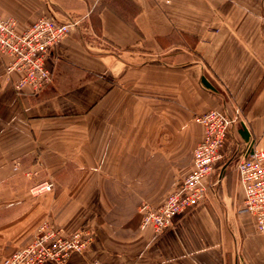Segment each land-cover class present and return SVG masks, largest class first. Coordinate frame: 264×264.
<instances>
[{
	"label": "crops",
	"instance_id": "0c3cea01",
	"mask_svg": "<svg viewBox=\"0 0 264 264\" xmlns=\"http://www.w3.org/2000/svg\"><path fill=\"white\" fill-rule=\"evenodd\" d=\"M0 16L20 32L81 21L41 91L16 90L0 54V264L45 222L93 231L66 264H264L236 171L264 148V0H0ZM214 108L241 114L206 198L164 232L142 228L141 203L189 174ZM42 179L56 186L35 196Z\"/></svg>",
	"mask_w": 264,
	"mask_h": 264
},
{
	"label": "built area",
	"instance_id": "2783aa9c",
	"mask_svg": "<svg viewBox=\"0 0 264 264\" xmlns=\"http://www.w3.org/2000/svg\"><path fill=\"white\" fill-rule=\"evenodd\" d=\"M80 23L75 18L61 22L50 16H42L28 29L20 32L16 21L0 16V54L9 58L7 73H19L15 82L16 90L29 86L38 92L51 83L52 73L46 65V59ZM240 114V109L230 114L223 108H214L198 117L203 125L204 136L193 149L192 170L163 200L141 203L139 210L142 228L164 232L173 225L177 215L206 198L208 178L224 158L223 147ZM236 171L243 191L242 210L253 218L256 231L264 233V148L253 145L237 162ZM53 189L54 182L44 180L36 183L31 193L38 196ZM93 241L94 233L88 227L66 234L62 228H54L45 222L40 225L32 240L14 250L4 262L64 264L73 253H84ZM95 264L108 263L98 261Z\"/></svg>",
	"mask_w": 264,
	"mask_h": 264
},
{
	"label": "rangeland",
	"instance_id": "374dc122",
	"mask_svg": "<svg viewBox=\"0 0 264 264\" xmlns=\"http://www.w3.org/2000/svg\"><path fill=\"white\" fill-rule=\"evenodd\" d=\"M44 180H48V179H42V180H39V181H44ZM49 180L53 181V182H54V186H56V182H55L53 179H49ZM39 181H37L36 183H38ZM50 225H51L52 227H54L52 224H50ZM84 227H85V226H84ZM54 228H56V227H54ZM38 229H39V228H38ZM37 231H38V230H37ZM36 233H37V232H36ZM36 233H35V235H36ZM70 234H71V233H70ZM94 239H95V236H94ZM92 243H93V242H92ZM89 247H90V246H89ZM86 251H87V250H86ZM86 251H85V252H86ZM73 254H74V253H73ZM73 254H72V255H73ZM72 255H71V256H72ZM68 260H69V259H68ZM67 262H68V261H67ZM67 262H66V263H67ZM46 263H47V262H46ZM54 263H55V262H54ZM66 263H64V264H66Z\"/></svg>",
	"mask_w": 264,
	"mask_h": 264
}]
</instances>
